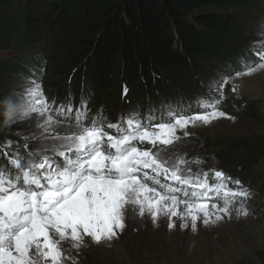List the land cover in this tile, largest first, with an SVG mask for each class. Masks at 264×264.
<instances>
[{
	"label": "snow or ice",
	"instance_id": "snow-or-ice-1",
	"mask_svg": "<svg viewBox=\"0 0 264 264\" xmlns=\"http://www.w3.org/2000/svg\"><path fill=\"white\" fill-rule=\"evenodd\" d=\"M258 36L260 39L254 41L250 49L257 59L238 57L239 70L226 65L217 78L209 81L210 97L197 98L195 114L189 110L185 115L182 109L178 113L179 105L169 106L168 119L162 118L158 124L152 123V117L143 124L136 110L122 117L127 128L100 116L85 123L90 98L81 100L84 111H77L75 122L66 119L53 123L42 93L43 69L39 81L34 76L25 78L2 101H13L25 115L3 123L26 126L29 131L24 134L25 144L30 139L37 143L27 160L15 150L10 157L15 173L0 166V264H64L62 243L71 241L72 247L80 249L85 237L97 245L110 246L125 229L127 212L140 216L147 212L154 225L159 216L168 217L169 229L176 227L171 218L181 220L180 226L185 229L189 228L190 218L193 233L197 231L198 220L209 226L224 216L232 218L233 213L243 217L250 215L246 204L252 193L238 179L215 170L217 183L209 185L207 172L192 169V164L199 161H186L180 147L164 146L173 145L179 139L178 129L197 123L208 125L226 117L218 107L224 99V87L234 77L264 71V47L260 46L264 44V30ZM232 91H236V86ZM213 93L216 96H211ZM67 112L71 114V104ZM105 128L115 129L118 134L110 135ZM185 135H188L186 131ZM145 141L156 150L141 148L139 145ZM12 144L6 140L0 148ZM146 169L157 176L162 172L177 185L198 186L204 191H192L191 199H178L175 193L182 191L181 188L161 184L156 176H149ZM148 180L160 185L164 194L149 187ZM228 182L238 187L229 188ZM221 191L224 193L222 206L213 204L215 212H210L208 204L201 201L208 193L219 195ZM184 196L189 197V193L184 191ZM179 204L184 205L182 210L178 209Z\"/></svg>",
	"mask_w": 264,
	"mask_h": 264
},
{
	"label": "trees",
	"instance_id": "trees-1",
	"mask_svg": "<svg viewBox=\"0 0 264 264\" xmlns=\"http://www.w3.org/2000/svg\"><path fill=\"white\" fill-rule=\"evenodd\" d=\"M261 2L0 0V52L16 47L9 53H18L17 59H0V105L19 85L20 75L36 68L39 60L30 51L40 39L50 47L46 78L74 72V88L90 85L100 100L116 96L121 85L143 99L191 86L198 73L209 75L207 61L220 59L225 68L229 55L249 49V42L241 41L252 24L246 14ZM247 112L236 118H256ZM234 152L247 161L264 159V139Z\"/></svg>",
	"mask_w": 264,
	"mask_h": 264
},
{
	"label": "rangeland",
	"instance_id": "rangeland-1",
	"mask_svg": "<svg viewBox=\"0 0 264 264\" xmlns=\"http://www.w3.org/2000/svg\"><path fill=\"white\" fill-rule=\"evenodd\" d=\"M257 5L259 8H256V11H249L246 15L260 23L264 19V2ZM262 30L264 22L255 27L254 35L246 32L244 42L253 39L251 40L253 44L256 37L260 39L258 33ZM15 48L0 52V59H6V52ZM219 63L220 59L206 62L213 67H219ZM219 71L221 70H217V73ZM233 86H236L235 92L232 91ZM223 93L228 103V107L222 109L226 117L213 120L208 125L197 123L196 126L189 125L186 129L177 130L176 135L179 139L195 136L202 141V145L199 143V149L195 140L190 148L184 147L186 143L176 146L181 148L184 156L208 154L221 147L240 151L244 144L264 139V71L252 76L234 77L226 85ZM242 103L247 104L246 108L253 111L255 119H237L234 116V108ZM240 116L247 115L243 113ZM5 128L19 133L21 137L29 131L26 126L19 123L6 125ZM185 131L188 135H185ZM36 143L35 139H30L26 145L33 147ZM259 158L256 156L251 159ZM208 206L210 212H215L212 205ZM183 208V204L178 205V209ZM247 208L250 212L247 217L236 216L233 213L232 218H229L219 213L224 218L209 226H204L198 220L195 233L191 231L190 218L187 229L181 228V220L171 218L176 227L169 229L168 217L159 216L157 224L154 225L147 212L143 216L127 212L126 227L110 246L106 243L97 245L89 237H85L84 246L80 249L72 247L71 241L63 242L61 247L66 257L64 264H238L241 261L260 264L261 258L264 257V218L258 216L252 207ZM211 218L215 219V215Z\"/></svg>",
	"mask_w": 264,
	"mask_h": 264
},
{
	"label": "clouds",
	"instance_id": "clouds-1",
	"mask_svg": "<svg viewBox=\"0 0 264 264\" xmlns=\"http://www.w3.org/2000/svg\"><path fill=\"white\" fill-rule=\"evenodd\" d=\"M24 115V110L22 108H18L11 100H6L2 103V105H0V116L3 117L6 123L21 118Z\"/></svg>",
	"mask_w": 264,
	"mask_h": 264
},
{
	"label": "bare ground",
	"instance_id": "bare-ground-1",
	"mask_svg": "<svg viewBox=\"0 0 264 264\" xmlns=\"http://www.w3.org/2000/svg\"><path fill=\"white\" fill-rule=\"evenodd\" d=\"M184 192V191H183ZM256 213V212H255ZM257 214V213H256Z\"/></svg>",
	"mask_w": 264,
	"mask_h": 264
}]
</instances>
